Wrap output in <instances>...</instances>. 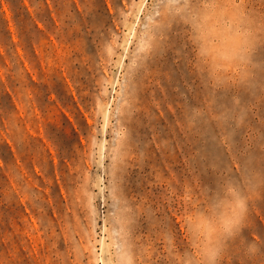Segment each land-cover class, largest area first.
<instances>
[{
	"label": "rangeland",
	"instance_id": "obj_1",
	"mask_svg": "<svg viewBox=\"0 0 264 264\" xmlns=\"http://www.w3.org/2000/svg\"><path fill=\"white\" fill-rule=\"evenodd\" d=\"M225 183L264 264V0H0V264H200Z\"/></svg>",
	"mask_w": 264,
	"mask_h": 264
},
{
	"label": "clouds",
	"instance_id": "obj_2",
	"mask_svg": "<svg viewBox=\"0 0 264 264\" xmlns=\"http://www.w3.org/2000/svg\"><path fill=\"white\" fill-rule=\"evenodd\" d=\"M245 43L246 39L242 37L241 45ZM231 65L235 64L230 61L229 66L224 68L211 65L209 74L218 82H238L243 78V69ZM246 210V195L235 186L225 183L219 197L210 203L209 210L200 213L207 228L202 230L199 224H192V234L199 242L200 264H219L222 257L221 240L232 238L241 231ZM185 231L188 233L187 226Z\"/></svg>",
	"mask_w": 264,
	"mask_h": 264
}]
</instances>
